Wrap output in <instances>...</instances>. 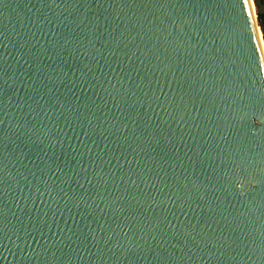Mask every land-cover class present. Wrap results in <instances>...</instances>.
<instances>
[{"label": "water", "instance_id": "obj_1", "mask_svg": "<svg viewBox=\"0 0 264 264\" xmlns=\"http://www.w3.org/2000/svg\"><path fill=\"white\" fill-rule=\"evenodd\" d=\"M254 0H0V264H264Z\"/></svg>", "mask_w": 264, "mask_h": 264}, {"label": "snow or ice", "instance_id": "obj_2", "mask_svg": "<svg viewBox=\"0 0 264 264\" xmlns=\"http://www.w3.org/2000/svg\"><path fill=\"white\" fill-rule=\"evenodd\" d=\"M261 27L264 28V13L261 14ZM252 54L257 58V66H259V60L264 59V54L258 53L255 48H253Z\"/></svg>", "mask_w": 264, "mask_h": 264}, {"label": "trees", "instance_id": "obj_3", "mask_svg": "<svg viewBox=\"0 0 264 264\" xmlns=\"http://www.w3.org/2000/svg\"><path fill=\"white\" fill-rule=\"evenodd\" d=\"M257 6L259 8V12H258V19H259V23L261 26V14L264 13V10L262 9V5L264 3V0H256ZM262 28V27H261ZM263 34H264V28H262Z\"/></svg>", "mask_w": 264, "mask_h": 264}, {"label": "rangeland", "instance_id": "obj_4", "mask_svg": "<svg viewBox=\"0 0 264 264\" xmlns=\"http://www.w3.org/2000/svg\"><path fill=\"white\" fill-rule=\"evenodd\" d=\"M254 2H255L256 12H257V15H258L259 8H258V6H257L256 0H254ZM261 7H262V9L264 10V3H263V5H262ZM261 29H262V28H261ZM263 36H264V34H263Z\"/></svg>", "mask_w": 264, "mask_h": 264}]
</instances>
